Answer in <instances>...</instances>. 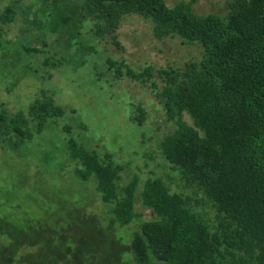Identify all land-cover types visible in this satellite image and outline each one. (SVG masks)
I'll return each instance as SVG.
<instances>
[{
  "label": "trees",
  "instance_id": "16d2710c",
  "mask_svg": "<svg viewBox=\"0 0 264 264\" xmlns=\"http://www.w3.org/2000/svg\"><path fill=\"white\" fill-rule=\"evenodd\" d=\"M196 1L169 6L166 0H78L79 9L72 15L81 20L68 17L60 2L45 5L42 17L51 18L53 34L73 36L70 23L77 22L79 30L85 21L93 37L122 50L121 24L138 16L152 24L157 40L179 39L184 46L200 48V58L183 69L147 66L136 71L125 61L106 62L116 80L126 77L148 85L168 120L175 123V131L164 137L157 150L183 185L173 191L174 181L167 175V181L148 179L140 187L135 176L121 187L123 166L112 154L69 139L68 163L61 172L70 168L74 187L93 183L99 211L87 209L86 201L83 205L70 199L74 208L62 199L65 213L41 209L38 216L19 203V198H31L4 183L0 186V264H97L99 253L103 258L99 264H115L103 248L109 241L104 233L102 237L89 230L92 225L111 229L117 240L129 245V257L122 264H264V0H227L225 15H200L194 9ZM0 6V23L5 25L14 23L23 10L10 0H0ZM2 32L0 28L3 48ZM27 51L41 53L34 47ZM64 62L57 57L45 64L59 72ZM30 100L17 106L16 113L0 103L3 155L24 151L26 156V145L48 131L52 120L66 114L53 93L43 91L27 107ZM131 106L136 108L134 114ZM129 109L131 124L144 126L143 105L132 103ZM88 126L81 123L84 129ZM138 204L148 215L138 210ZM83 227L89 232H80ZM67 228L75 230L74 239L64 235Z\"/></svg>",
  "mask_w": 264,
  "mask_h": 264
},
{
  "label": "rangeland",
  "instance_id": "374dc122",
  "mask_svg": "<svg viewBox=\"0 0 264 264\" xmlns=\"http://www.w3.org/2000/svg\"><path fill=\"white\" fill-rule=\"evenodd\" d=\"M10 1L23 10L19 11L14 23H0L4 42L3 48L0 47V103H5L11 112L16 113L17 106H23V101L31 99L28 107L44 91L50 95L53 93L56 103L65 108L66 114L52 120L48 131L36 135L32 143L26 145V156L22 155L26 153L24 151H9L6 155L0 152V186L5 183L6 187L31 198H19V203L38 216L42 214L41 209L44 212L65 213V207L59 201L62 199L74 208L72 202L75 201L70 199L78 200L83 205L86 201L87 209L98 212V198L93 183L84 184L81 188L74 187L75 178L68 174L70 168L63 174L61 172L68 163L66 141L74 139L86 148L112 154L118 164L123 166L119 182L121 187L135 176L139 177L140 187L148 179L162 178L167 181L169 176L174 181L172 190L181 189L179 185L183 184L178 174L163 161L157 150L164 137L175 131V123L168 120L163 105L148 85H141L126 77L116 80L114 72L107 70L106 62L108 59L125 61L136 71H142L147 66L155 69H183L187 63L200 58V48L184 46L179 39L157 40L153 35L152 24L138 16L127 17L121 24L118 40L123 46L122 50L116 49L105 39L93 37L91 25L85 21L79 30L77 22L70 23L73 36L53 34L51 18L42 17L47 11L45 5L60 2L61 9L68 17L74 16L81 20L79 15H72L79 9L78 0ZM180 1L166 0L169 6ZM226 2L197 0L194 9L200 15H225ZM2 8L0 6V11ZM57 23L61 24L59 21ZM30 47L41 49V53L28 52ZM55 56L65 61V69L61 68L59 72L45 64L47 59L55 61ZM157 81L161 84L159 79ZM8 88H11L12 93L8 92ZM132 103L143 105L147 112L142 127L131 124L127 117ZM130 108L134 114L136 108ZM72 110H75L74 113ZM184 120L193 125L187 114H184ZM83 121L88 123V129L81 127ZM68 126L71 127L70 131L66 129ZM57 187L59 189L54 190ZM57 193L62 196L57 197ZM186 193L191 194L189 191ZM137 208L143 211L141 205L138 204ZM143 213L148 215L149 212L144 210ZM89 230L101 236L104 233L109 242L103 248L107 256H111L109 260L112 263L122 264V260L128 259L129 253L126 251H129V245L117 240L111 229L92 225ZM89 230L83 227L80 232L84 234ZM68 231L64 235L74 239L75 230ZM121 233V237L126 240V233ZM97 256L99 264L103 258L100 253Z\"/></svg>",
  "mask_w": 264,
  "mask_h": 264
}]
</instances>
